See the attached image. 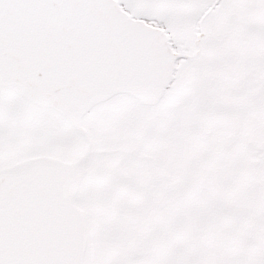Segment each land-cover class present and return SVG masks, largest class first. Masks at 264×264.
<instances>
[{
  "label": "snow or ice",
  "instance_id": "1",
  "mask_svg": "<svg viewBox=\"0 0 264 264\" xmlns=\"http://www.w3.org/2000/svg\"><path fill=\"white\" fill-rule=\"evenodd\" d=\"M0 264H264V0H0Z\"/></svg>",
  "mask_w": 264,
  "mask_h": 264
},
{
  "label": "water",
  "instance_id": "2",
  "mask_svg": "<svg viewBox=\"0 0 264 264\" xmlns=\"http://www.w3.org/2000/svg\"><path fill=\"white\" fill-rule=\"evenodd\" d=\"M53 199L55 201H58V197H56V194L53 193ZM57 222L60 225V227L65 230V231H71L72 229V224L70 221L65 219L63 211L59 208L58 203H57Z\"/></svg>",
  "mask_w": 264,
  "mask_h": 264
}]
</instances>
